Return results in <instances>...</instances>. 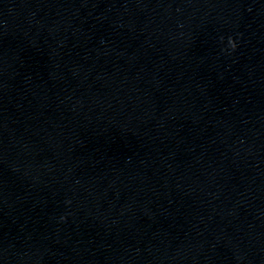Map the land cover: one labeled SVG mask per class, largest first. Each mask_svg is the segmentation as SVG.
<instances>
[{"label": "clouds", "instance_id": "clouds-1", "mask_svg": "<svg viewBox=\"0 0 264 264\" xmlns=\"http://www.w3.org/2000/svg\"><path fill=\"white\" fill-rule=\"evenodd\" d=\"M229 45L232 47L233 50H234L235 47H236L235 42H234L231 38H229Z\"/></svg>", "mask_w": 264, "mask_h": 264}]
</instances>
